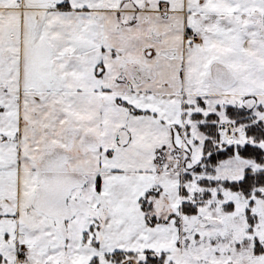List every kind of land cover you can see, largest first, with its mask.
Instances as JSON below:
<instances>
[{
    "label": "snow or ice",
    "instance_id": "obj_1",
    "mask_svg": "<svg viewBox=\"0 0 264 264\" xmlns=\"http://www.w3.org/2000/svg\"><path fill=\"white\" fill-rule=\"evenodd\" d=\"M0 264H264V0H0Z\"/></svg>",
    "mask_w": 264,
    "mask_h": 264
}]
</instances>
